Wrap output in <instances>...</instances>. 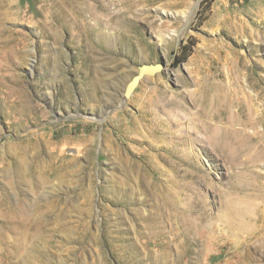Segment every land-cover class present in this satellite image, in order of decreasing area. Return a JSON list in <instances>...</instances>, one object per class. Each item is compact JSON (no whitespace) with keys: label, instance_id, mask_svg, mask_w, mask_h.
Instances as JSON below:
<instances>
[{"label":"rangeland","instance_id":"1","mask_svg":"<svg viewBox=\"0 0 264 264\" xmlns=\"http://www.w3.org/2000/svg\"><path fill=\"white\" fill-rule=\"evenodd\" d=\"M0 264H264V0H0Z\"/></svg>","mask_w":264,"mask_h":264},{"label":"bare ground","instance_id":"2","mask_svg":"<svg viewBox=\"0 0 264 264\" xmlns=\"http://www.w3.org/2000/svg\"><path fill=\"white\" fill-rule=\"evenodd\" d=\"M184 164L185 163H184L183 159L180 162H175L174 169L172 170L174 177L172 175H170V172H171L170 169H162L160 171L161 174H167V176H169V177H166V178L163 177L162 178V176L160 174L161 177L159 176L157 181L151 180V182L148 180V178H145V175H143V177L145 179L140 178L141 182H143V180H144V184L150 183L151 185L153 184L152 187L162 188L164 190L161 192V195L158 192V190H154L155 194H157L159 196V198H161V199H159V200L155 199V206H156L157 212L156 211L154 212V215L156 216L153 218L155 225H153V227H151L154 230V232L151 233L150 239L152 237L162 239V243L158 246L164 247L166 245V246H168V249H169V242H168L169 236L167 235V233L164 232V227L166 224L169 225V223H171V230L172 231L178 229V232H175V233L172 232L173 241H177V239H178V242L180 241L184 231L186 232V228H184V227H186V224H187V228H191L193 226V224L191 222H189V221L185 222L184 219L182 220L184 225L177 224L176 222L173 221V219L175 220V218L177 216L176 211H179V209L185 210L183 206L178 207V204L176 203V201H173V197L178 198L179 195L182 194L183 190H184L183 189V186H185L184 179L188 175V172H186L187 169L182 167ZM172 183H176L178 185L179 191L175 190L174 185H172ZM166 184H168L167 188L165 187ZM163 199L166 201V203L164 202ZM178 199H176V200H178ZM157 215H158V217H157ZM38 226L39 225H37V227ZM166 254H165V258H166Z\"/></svg>","mask_w":264,"mask_h":264},{"label":"water","instance_id":"3","mask_svg":"<svg viewBox=\"0 0 264 264\" xmlns=\"http://www.w3.org/2000/svg\"><path fill=\"white\" fill-rule=\"evenodd\" d=\"M163 67V63L140 65L137 74L134 75L133 78L127 83L124 92L125 98H130L143 77L146 75H155L157 72L161 71Z\"/></svg>","mask_w":264,"mask_h":264},{"label":"trees","instance_id":"4","mask_svg":"<svg viewBox=\"0 0 264 264\" xmlns=\"http://www.w3.org/2000/svg\"><path fill=\"white\" fill-rule=\"evenodd\" d=\"M207 2H211V1H213V0H206ZM186 47H187V45H185L184 47H183V49H186ZM178 61V60H177ZM180 61H183V59H181V60H179V62Z\"/></svg>","mask_w":264,"mask_h":264}]
</instances>
